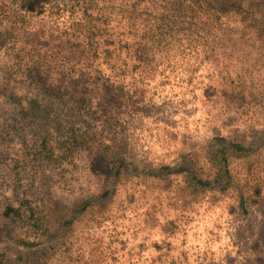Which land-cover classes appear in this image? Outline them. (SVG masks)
Wrapping results in <instances>:
<instances>
[{"label": "rangeland", "instance_id": "374dc122", "mask_svg": "<svg viewBox=\"0 0 264 264\" xmlns=\"http://www.w3.org/2000/svg\"><path fill=\"white\" fill-rule=\"evenodd\" d=\"M0 264H264V0H0Z\"/></svg>", "mask_w": 264, "mask_h": 264}, {"label": "trees", "instance_id": "16d2710c", "mask_svg": "<svg viewBox=\"0 0 264 264\" xmlns=\"http://www.w3.org/2000/svg\"><path fill=\"white\" fill-rule=\"evenodd\" d=\"M144 62H145V60H143ZM141 63H142V61H141ZM145 64H146V62H145Z\"/></svg>", "mask_w": 264, "mask_h": 264}]
</instances>
